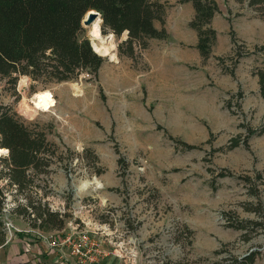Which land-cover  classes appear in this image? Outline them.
I'll list each match as a JSON object with an SVG mask.
<instances>
[{
	"label": "rangeland",
	"instance_id": "rangeland-1",
	"mask_svg": "<svg viewBox=\"0 0 264 264\" xmlns=\"http://www.w3.org/2000/svg\"><path fill=\"white\" fill-rule=\"evenodd\" d=\"M214 1L216 39L207 58L189 25L192 4L160 0L167 36L127 55L114 35L119 62L103 56L95 76L0 78V110L42 129L53 152L32 197L65 207L71 220L81 198L87 228L103 231L101 245L126 264H264V132H247L264 128V14L248 0ZM78 37L91 45L89 26ZM43 90L53 107L24 112ZM97 180L102 187L79 188ZM6 194L13 206L26 203L15 186ZM4 215L12 225L0 226L5 243L19 241V255H28L20 264H55L46 241L52 229Z\"/></svg>",
	"mask_w": 264,
	"mask_h": 264
},
{
	"label": "trees",
	"instance_id": "trees-1",
	"mask_svg": "<svg viewBox=\"0 0 264 264\" xmlns=\"http://www.w3.org/2000/svg\"><path fill=\"white\" fill-rule=\"evenodd\" d=\"M177 1L192 3L194 13L189 25L197 33L200 56L207 58L216 39L210 24L219 12L218 3ZM248 3L264 14V0ZM163 7L160 0H0V78H10L15 83L19 75L26 74L33 80L66 81L84 70L95 76L103 56L93 52L88 39L78 37L86 12L99 11L104 34L120 37L125 29L129 30L128 39L118 44V50L125 46V53L133 55L134 45L143 48L150 38L167 36ZM157 21L160 27H156ZM258 76L259 90L264 95V70ZM1 109L0 147L10 151L0 157V215L8 202L6 188L15 186L19 192H26V203L17 202L10 207L11 214L22 218L31 228L59 229L64 225V217L51 211L47 202H41L42 197L35 200L31 194L32 187L37 186L35 178L47 173L51 163L50 143L42 129H31L14 113ZM247 132L251 136L264 132V128H250ZM238 143V138L232 139L231 147ZM5 241L6 234L0 228V245Z\"/></svg>",
	"mask_w": 264,
	"mask_h": 264
},
{
	"label": "built area",
	"instance_id": "built-area-1",
	"mask_svg": "<svg viewBox=\"0 0 264 264\" xmlns=\"http://www.w3.org/2000/svg\"><path fill=\"white\" fill-rule=\"evenodd\" d=\"M89 182V184H92L89 189L96 187V184H94L93 181ZM85 190L87 189H83L82 191ZM80 199L81 198L75 200L77 201V204L74 205L76 211L73 215L74 220L70 223L74 226V232L67 233L64 236L59 237L49 235L46 240L47 246L50 249L49 253L53 255L56 261H60L62 258H65L66 255H69L70 257H73L76 264H98L103 258L111 254L113 251H109V249H106L101 245V234L103 231L100 230L98 232V228H96L97 231L92 228H87L89 223L85 222V218L81 215V209H84L85 205ZM12 206V204L7 202L2 208L0 215V218L3 220V224H6V228L8 230L12 225L7 224V221L4 220L6 219L4 213L9 212V209ZM51 210L62 214L66 212L65 207H52ZM72 222L74 224H72ZM115 249L117 250V248ZM120 256L122 255L120 254Z\"/></svg>",
	"mask_w": 264,
	"mask_h": 264
},
{
	"label": "crops",
	"instance_id": "crops-1",
	"mask_svg": "<svg viewBox=\"0 0 264 264\" xmlns=\"http://www.w3.org/2000/svg\"><path fill=\"white\" fill-rule=\"evenodd\" d=\"M51 211H53V210H51ZM53 212H56V211H53ZM56 213H58V212H56ZM66 213L67 212H65L63 214L58 213L60 216L64 217V225L59 229H52L53 232H55L54 235L56 237L64 236L67 233L74 232V230H73L74 226H72L70 224L71 221H73L74 219L71 220L70 219L71 217H68ZM64 214L66 216H63ZM22 221H24V220H22ZM72 224H74V223L72 222ZM18 242H15V244H8V242H7V243L0 245V264H20L19 260L21 261L22 259H24V260L26 259V256H28V255H23V254L19 255V253H20L19 245L20 244ZM113 248L114 247H110V248H106V249H110L109 251H113L112 250ZM115 251H116V249H115ZM16 254H18V256H16ZM48 254H49L48 258L50 260H53L55 262V264H64V263H62L63 259L69 260L71 262L70 264H76L73 257H70L69 255H66V257L61 259L60 261H56L54 259L53 255H51L50 253H48ZM119 256H120L119 253L112 252L111 254H109L108 256L103 258L98 264H123V263L126 264L125 262L127 260H125L123 258V256H120V257Z\"/></svg>",
	"mask_w": 264,
	"mask_h": 264
},
{
	"label": "clouds",
	"instance_id": "clouds-1",
	"mask_svg": "<svg viewBox=\"0 0 264 264\" xmlns=\"http://www.w3.org/2000/svg\"><path fill=\"white\" fill-rule=\"evenodd\" d=\"M91 14V13H90ZM89 14V15H90ZM85 20L88 19V15L85 16L84 18ZM102 23V20L98 17L96 19V21L92 24V29H91V36L92 37H96V38H100V29H99V25ZM129 37V30L125 29L121 35V42L127 40ZM108 39L109 40H112L114 39V34L112 33H109V36H108ZM116 47L115 44H112L111 45V48L114 49ZM92 50L94 53H96L97 55H102V56H108L109 59L111 61H114V62H119L118 61V57L117 55L115 54V52H111L110 54V49L108 48H105L103 52H101V48L100 47H97L95 43L92 44ZM50 52V50H49ZM55 104V100L52 98L51 94L50 93H44L42 96L39 97V102L36 103V108H39V109H43L44 111H47L52 105ZM77 150L79 151H82V146L81 145H78L77 146ZM10 149L8 148H0V155H8ZM93 179H96L95 177ZM88 181H85V184L87 185ZM96 186L97 187H102L103 185L97 180L96 181ZM103 203V202H102Z\"/></svg>",
	"mask_w": 264,
	"mask_h": 264
},
{
	"label": "bare ground",
	"instance_id": "bare-ground-1",
	"mask_svg": "<svg viewBox=\"0 0 264 264\" xmlns=\"http://www.w3.org/2000/svg\"><path fill=\"white\" fill-rule=\"evenodd\" d=\"M98 17H99V16H97V18H98ZM97 18H96V19H97ZM96 19L94 20V22L96 21ZM94 22H93V23H94ZM93 23H92V24H93ZM92 24L89 25V31H90V32H91V29H92ZM99 29H100V25H99ZM106 36H107V35H106ZM106 36H103V35L100 34V38L105 39ZM94 38H96V37H94ZM107 40H108V39H107ZM93 43H94V42H92V44H93ZM95 44H96V43H95ZM106 44H107V45H106L105 47H101L100 45H97V44H96V46L101 48V52H103L105 48L110 49V54H111V52H114V51L111 50V49H112V48H111V45L113 44V40H109V41H107ZM22 82H24V81H22ZM22 82H21V83H22ZM22 84H23V83H22ZM73 85H75V84H73ZM46 92H47V93H50V92L47 91V90H43V91H40V92H38V93H35V94L33 95V97H32V98H33V103H34V105H33L32 107H29V105H27V104L25 103V104H24V108H22V109H24V112L26 111L27 113H31V112H36V111L43 110V109L36 108L35 105H36V103L39 102V97L42 96V95H43L44 93H46ZM50 94H51V93H50ZM51 96H52V95H51ZM52 98H53V97H52ZM51 107H53V105H52ZM51 107H50V108H51ZM50 108H49V109H50ZM43 111H44V110H43ZM79 186H80L79 188L83 190V189H86V188L88 187V184L86 185L85 182H82V183H80Z\"/></svg>",
	"mask_w": 264,
	"mask_h": 264
},
{
	"label": "water",
	"instance_id": "water-1",
	"mask_svg": "<svg viewBox=\"0 0 264 264\" xmlns=\"http://www.w3.org/2000/svg\"><path fill=\"white\" fill-rule=\"evenodd\" d=\"M86 15H88V19L87 20L84 19ZM97 16H99V18L101 19V16H100L99 11H96V10L91 9V10H89V11L86 12V14L82 18V21L81 22H82V24H84L86 26H89V25H91L94 22V20L97 18ZM89 36H90V39H91V46H92V42H94L97 45H100L101 47H105L107 45L106 42L109 41V39H108V36L109 35H107L105 37V39H103V38H94V37L91 36V32L89 31Z\"/></svg>",
	"mask_w": 264,
	"mask_h": 264
}]
</instances>
